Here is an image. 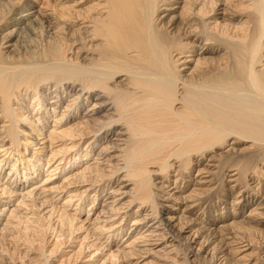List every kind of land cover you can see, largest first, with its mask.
I'll list each match as a JSON object with an SVG mask.
<instances>
[{
	"label": "bare ground",
	"instance_id": "bare-ground-1",
	"mask_svg": "<svg viewBox=\"0 0 264 264\" xmlns=\"http://www.w3.org/2000/svg\"><path fill=\"white\" fill-rule=\"evenodd\" d=\"M0 264H264V0H0Z\"/></svg>",
	"mask_w": 264,
	"mask_h": 264
},
{
	"label": "rangeland",
	"instance_id": "rangeland-1",
	"mask_svg": "<svg viewBox=\"0 0 264 264\" xmlns=\"http://www.w3.org/2000/svg\"><path fill=\"white\" fill-rule=\"evenodd\" d=\"M77 188V187H76ZM76 188H72V189H76ZM88 209V206L85 207V211ZM85 261V260H84Z\"/></svg>",
	"mask_w": 264,
	"mask_h": 264
}]
</instances>
